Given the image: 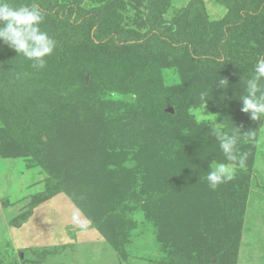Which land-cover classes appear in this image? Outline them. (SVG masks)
<instances>
[{"label":"rangeland","instance_id":"1","mask_svg":"<svg viewBox=\"0 0 264 264\" xmlns=\"http://www.w3.org/2000/svg\"><path fill=\"white\" fill-rule=\"evenodd\" d=\"M60 1L69 4L76 0ZM192 1L82 0V7L86 11L105 10V34L112 28L139 38L150 29L151 8L155 10L152 17L155 20H182ZM199 1L205 9L207 22L216 29L225 19L234 17L219 0ZM200 18L201 13L196 12L190 26L199 43ZM42 28L47 29L46 17ZM84 32L87 33L85 44L57 48L44 69L31 67L30 61L16 57L7 46H0V264H168V253L175 248L165 246L164 241H169L170 245L176 241L184 251L188 247L186 238L193 233L197 212L178 208L187 205L186 200L195 201L194 193L190 196L187 191L179 190L176 195L172 229L164 220L158 224L147 218L142 208L123 218L124 222L134 224V227H127L128 236L120 240L124 242L125 255L100 233L74 203L61 181L55 178L52 166L47 161L36 160L40 147L54 158L63 157L64 143L59 145L62 142L58 143L47 134L54 125L51 113L62 106L81 108L80 116L84 113L90 119L103 110L109 120L113 118L119 123L112 140L118 143L121 140L120 149L119 144L116 148L129 154L126 158L115 155L116 162L125 160V168L137 171L140 161L131 153L135 147L164 146L174 140L171 152L175 153L181 137L189 134L187 131L192 128L196 130L192 138L197 144L195 151L208 157L211 170L228 169L230 180L238 179L245 191V204L241 201L244 206L241 239L234 264H264V124L242 113L241 102L234 98L235 93L244 94L240 78L252 75L254 64L264 51V21L253 19L235 33L232 54L226 62L204 65L191 61L186 52L178 53L159 41L128 50L112 44L97 45L91 39V28ZM133 72L138 78L135 83L130 80ZM221 75H227L230 85L224 100H221L224 90L213 82ZM147 85L177 102L179 114L175 120L183 118L191 123L189 127L180 124L183 133L178 141L176 134L168 135L171 131L166 130L167 122L162 127L144 113L145 105L153 101L147 94ZM205 91L211 92L213 98L212 102L207 101L206 108L197 94ZM6 92L9 93L6 95ZM169 109L165 112L171 114ZM67 116L72 124L83 119L70 112ZM233 133L239 138L237 159L226 163L210 159L216 148L212 145L219 149V138ZM26 138L34 142L29 144L35 148L32 153L25 146ZM42 140L46 143L39 146ZM143 158L148 159L149 154H144ZM133 203L131 200L130 207ZM200 225L205 226L202 217ZM160 232H166L168 240H161L164 238ZM177 256L176 262L187 264L184 254Z\"/></svg>","mask_w":264,"mask_h":264},{"label":"trees","instance_id":"2","mask_svg":"<svg viewBox=\"0 0 264 264\" xmlns=\"http://www.w3.org/2000/svg\"><path fill=\"white\" fill-rule=\"evenodd\" d=\"M219 1L234 14L233 18L225 19L219 29L207 22L202 2L194 0L182 20H155L152 18L155 10L151 8L150 29L143 36L134 38L112 28H108L109 33L105 34L103 26L105 10L99 8L86 11L82 7V0L69 4H63L60 0H32V2L11 0L17 5L33 2L39 5L46 13V31L57 41V48L85 44L87 33L84 31L91 28V39L97 45L112 44L128 50H137L159 41L178 53L186 52L191 61L201 65L226 62L232 54V40L235 33L253 19L264 21V0ZM161 8L163 9L162 6ZM196 12L201 13L198 27L200 43L196 41L195 31L190 27ZM260 57H264V51ZM226 76L217 77L226 78ZM85 77L86 75L83 76L84 83ZM130 77L134 83L138 79L136 72ZM146 91L150 94L149 99L153 101L145 105L144 113L149 117L152 116L162 127L167 122L166 130L171 131L168 135L176 134L178 141L183 133L180 124L189 127L191 123L183 118L175 120L179 114L177 102L167 99L149 85ZM8 93L6 92V95ZM10 93L12 95L13 91ZM197 94L201 96L200 93ZM171 107L175 110L174 115L165 112ZM81 111V108L68 109L62 106L51 113L54 125L47 134L58 143L62 142L59 145L64 143L66 148L62 149L63 157L54 158L44 147H40L37 150L36 160L42 163L47 161L48 165L52 166L51 171L55 174V178L61 181L74 203L121 254L125 255L126 251L124 242L120 240L128 236L127 227L130 225L134 227L133 222H124L123 218L142 208L147 218L153 219L158 224L164 220L166 226L172 229L176 218V195L180 190L189 192L190 196L194 193L193 203L186 200L187 205L178 208L187 212H197L196 222L192 227L193 233L186 238L188 247L185 251L176 241L173 245L168 244L169 241H164L165 246L175 248L168 253V264H179L176 261L180 253L188 258L187 264L235 263L241 239V213L244 207L242 202L245 204V191L242 190L243 185L238 179L235 181L229 179L214 190L209 187L206 177L211 170L210 160L205 154H199V150L195 151L197 144L192 138L196 130L188 129L187 132L192 135L189 137V134H186L188 136L181 137L175 153L171 152L174 140H170L164 146L135 147L131 153L140 161L137 171L125 168V160L121 163L116 162L115 155L121 154L125 157L129 154L118 150L121 147V140L119 143L112 140V136L117 133L115 130L119 127V123L113 118L109 120V116H105L103 110L94 114L93 119L84 113L80 116ZM69 112L74 116L79 115L78 118L82 117L84 123L80 120L74 124L69 123L67 121ZM28 138L25 139V146H28V152L32 153L35 148L29 144L34 142L30 139L28 141ZM45 143L43 140L39 141V146ZM187 146L189 147L186 148ZM212 147L218 146L213 144ZM216 148H213L215 152H212L209 158L217 162H229L220 147L217 148L218 150ZM146 153L149 154L148 159L143 158ZM68 154L70 158L67 157ZM110 165L112 167L108 169ZM154 190L158 193L154 194ZM160 195L163 197L159 198ZM131 200L134 203L130 207ZM201 217L205 220L203 227L200 225ZM160 234L164 238L161 240H168L165 238L169 236L166 232ZM214 259L218 262L213 263Z\"/></svg>","mask_w":264,"mask_h":264},{"label":"clouds","instance_id":"3","mask_svg":"<svg viewBox=\"0 0 264 264\" xmlns=\"http://www.w3.org/2000/svg\"><path fill=\"white\" fill-rule=\"evenodd\" d=\"M45 17L46 13L35 2L17 5L11 0H0V46H7L17 54L16 57L22 56L30 61L31 67L44 69L48 58L53 56L57 49V41L42 28ZM242 80L244 94H234V98L241 102L240 111L248 114L252 121H261V124H264V57H258L252 75L241 77L240 83ZM213 82L224 90L221 100L226 99L229 80L217 77ZM210 94L205 91L200 96L205 108L207 101L211 99ZM219 139V146L225 157L235 161L238 136L233 133ZM206 179L209 187L214 190L231 179V175L228 169L218 167L210 170Z\"/></svg>","mask_w":264,"mask_h":264},{"label":"water","instance_id":"4","mask_svg":"<svg viewBox=\"0 0 264 264\" xmlns=\"http://www.w3.org/2000/svg\"><path fill=\"white\" fill-rule=\"evenodd\" d=\"M168 112L171 113V114H174L175 110H174L173 108H170V109L168 110Z\"/></svg>","mask_w":264,"mask_h":264}]
</instances>
